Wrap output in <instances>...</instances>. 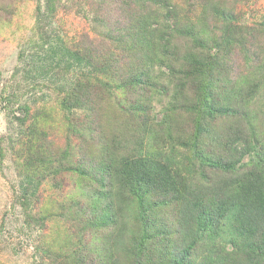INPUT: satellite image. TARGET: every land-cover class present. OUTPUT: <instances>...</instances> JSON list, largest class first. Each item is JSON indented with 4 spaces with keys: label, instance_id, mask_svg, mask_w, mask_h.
I'll list each match as a JSON object with an SVG mask.
<instances>
[{
    "label": "trees",
    "instance_id": "trees-1",
    "mask_svg": "<svg viewBox=\"0 0 264 264\" xmlns=\"http://www.w3.org/2000/svg\"><path fill=\"white\" fill-rule=\"evenodd\" d=\"M123 1L128 19L108 37L122 55L136 51L139 57L135 66L124 71L121 66L112 77H118L121 90L134 95L121 108L129 127L138 125L151 141L144 150L141 142L131 148L128 144L134 136L129 131L123 141L117 139L116 147L100 151L98 160L78 158L77 165L72 162L59 169L94 186L99 207L97 222L73 218L76 228L82 225L75 247L82 254L73 264H264V139L257 138L251 125L239 128L244 112L248 116L245 105L259 85L249 84L229 95L220 90L234 49L246 52V38L235 28L234 14L222 8L214 11L221 28L212 49L202 44L185 20L169 11L166 1ZM56 4L57 0H46L45 12H52ZM152 7L159 11L148 9ZM38 13L46 14L40 8ZM174 34L189 39L192 50L181 54ZM65 55L79 67L94 66L88 54L66 50ZM115 62L108 56L100 69L96 65L107 73ZM155 96L169 99L154 130L149 118ZM67 97L68 109L78 106L75 97ZM180 110L189 116L186 130L176 126L174 118ZM35 160L39 168L53 169L43 157ZM39 168L36 165L29 177L44 172ZM26 181L32 188L33 181ZM119 195L123 203L135 204L132 217L122 210V203L118 210ZM95 226L106 233L102 249L90 247L83 238ZM220 242L227 246L226 252ZM166 244L169 248L161 252ZM52 261L62 264L56 257Z\"/></svg>",
    "mask_w": 264,
    "mask_h": 264
},
{
    "label": "rangeland",
    "instance_id": "rangeland-1",
    "mask_svg": "<svg viewBox=\"0 0 264 264\" xmlns=\"http://www.w3.org/2000/svg\"><path fill=\"white\" fill-rule=\"evenodd\" d=\"M164 1L169 11L185 20L202 44L212 49L221 28L214 11L222 8L234 14V26L246 38V52L234 49L225 69L228 78L220 90L229 95L258 83L256 94L245 105L248 116L244 112L239 128L251 125L257 138L264 139V0ZM45 3L0 0V264H55L52 257L73 264L82 254L75 249L76 232L82 225L76 228L73 218L97 222L99 207L94 186L59 169L72 162L77 165L78 158L98 160L100 151L116 147L117 139L123 141L129 131L134 136L128 144L131 148H138L141 142L144 150L151 141L147 133H140L138 125L129 127L121 108L127 107L134 95L121 90L118 77H112L121 66L123 71L135 66L134 59L139 57L136 51L122 55L119 45L109 40L118 24L128 19L124 1L57 0L52 12H45ZM39 8L46 14L39 15ZM160 13L164 15V11ZM173 40L181 54L194 46L175 34ZM66 50L92 56L94 66L79 67L71 57H63ZM108 56L116 62L109 72L106 68L107 73H102L101 62ZM87 85L96 87L86 89ZM66 97H75L78 106L68 109ZM167 99L152 98L151 129L162 120ZM175 115L176 126L186 130L189 116L182 110ZM37 157H43L53 169L39 168ZM36 165L44 172L30 178ZM27 179L33 181L32 188H27ZM128 201L130 205L119 195L118 210L122 203V210L132 217L130 210L135 204ZM105 236L103 228L95 226V231L83 238L90 247L102 249ZM220 244L226 252L225 243ZM167 248L169 245H162L161 252Z\"/></svg>",
    "mask_w": 264,
    "mask_h": 264
}]
</instances>
